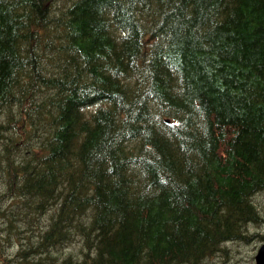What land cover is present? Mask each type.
<instances>
[{"label": "trees", "instance_id": "trees-1", "mask_svg": "<svg viewBox=\"0 0 264 264\" xmlns=\"http://www.w3.org/2000/svg\"><path fill=\"white\" fill-rule=\"evenodd\" d=\"M262 191L264 0H0L2 264H207Z\"/></svg>", "mask_w": 264, "mask_h": 264}, {"label": "rangeland", "instance_id": "rangeland-1", "mask_svg": "<svg viewBox=\"0 0 264 264\" xmlns=\"http://www.w3.org/2000/svg\"><path fill=\"white\" fill-rule=\"evenodd\" d=\"M255 203L260 211V221L257 225L249 226L248 234L254 235L247 242H229L223 246V251L216 257L208 260L207 264H253L254 256L258 248L264 242V194L255 196ZM262 237V238H261ZM8 248V247H6ZM9 255L14 254L15 249H8ZM0 264L1 261H0Z\"/></svg>", "mask_w": 264, "mask_h": 264}, {"label": "water", "instance_id": "water-1", "mask_svg": "<svg viewBox=\"0 0 264 264\" xmlns=\"http://www.w3.org/2000/svg\"><path fill=\"white\" fill-rule=\"evenodd\" d=\"M254 259L255 264H264V244L260 246Z\"/></svg>", "mask_w": 264, "mask_h": 264}, {"label": "bare ground", "instance_id": "bare-ground-1", "mask_svg": "<svg viewBox=\"0 0 264 264\" xmlns=\"http://www.w3.org/2000/svg\"><path fill=\"white\" fill-rule=\"evenodd\" d=\"M228 158H229V157H228ZM228 158H227V159H228ZM232 159H233V158H232ZM232 159H231V160H232ZM229 160H230V159H229ZM222 162H223V161H222ZM222 162H221V163H222ZM234 163H235V162H234ZM262 192H263V191H262ZM255 195H257V194H255ZM253 198H254V197H253ZM253 202H254V200H253ZM257 206H258V205H257ZM254 207H255V206H254ZM256 214H257V213H256ZM259 218H260V217H259ZM255 219H256V218H255ZM257 221H258V220H257Z\"/></svg>", "mask_w": 264, "mask_h": 264}, {"label": "flooded vegetation", "instance_id": "flooded-vegetation-1", "mask_svg": "<svg viewBox=\"0 0 264 264\" xmlns=\"http://www.w3.org/2000/svg\"><path fill=\"white\" fill-rule=\"evenodd\" d=\"M263 194H264V192H263Z\"/></svg>", "mask_w": 264, "mask_h": 264}]
</instances>
